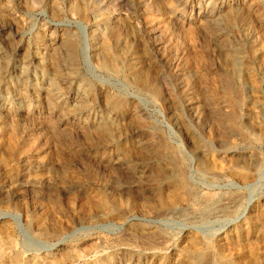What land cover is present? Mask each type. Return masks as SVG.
Listing matches in <instances>:
<instances>
[{"label": "rangeland", "instance_id": "rangeland-1", "mask_svg": "<svg viewBox=\"0 0 264 264\" xmlns=\"http://www.w3.org/2000/svg\"><path fill=\"white\" fill-rule=\"evenodd\" d=\"M263 136L264 0H0L23 264H264Z\"/></svg>", "mask_w": 264, "mask_h": 264}, {"label": "bare ground", "instance_id": "bare-ground-1", "mask_svg": "<svg viewBox=\"0 0 264 264\" xmlns=\"http://www.w3.org/2000/svg\"><path fill=\"white\" fill-rule=\"evenodd\" d=\"M188 32H189V34H188ZM188 32H187V34L190 37H192L193 36L192 35L193 34L192 31L189 30ZM107 65L109 67L114 66V64L111 61H107ZM262 139L264 140V136L262 137ZM218 163H219V161L215 159V160L212 161V166L215 167V165H217ZM234 168H235L234 170H236V172L244 180L247 179V173H248L247 171L241 169L239 165L237 167L235 166ZM185 187H186L185 184L180 185L179 187H177L175 189V192L169 194L166 198L163 196L162 202L165 204L167 202H176L180 198L186 199L189 196V193L185 189ZM99 205L102 206V207H104V208H109L108 203H106L104 200L103 201H99ZM1 231L2 230H0V234L3 233ZM257 246H258V243L256 244V246H255V243H253L252 246H251V249H252L251 252H252V254L254 256H258V254H259L258 251L256 250V247ZM9 247L10 248H13L12 252H8L7 251V248H9ZM21 255H19V252L16 251L15 241H14V239L12 237H10V236H3V235L1 236L0 235V264H23L22 263V260H21L22 257L20 258ZM64 262L65 261H60V260L58 262V260L52 259V260H48V263H46V264H66V262L65 263ZM30 264H40V263H38V262L31 263L30 262Z\"/></svg>", "mask_w": 264, "mask_h": 264}]
</instances>
